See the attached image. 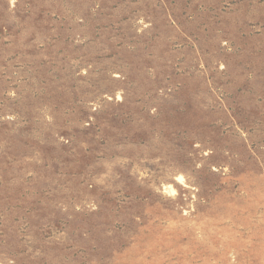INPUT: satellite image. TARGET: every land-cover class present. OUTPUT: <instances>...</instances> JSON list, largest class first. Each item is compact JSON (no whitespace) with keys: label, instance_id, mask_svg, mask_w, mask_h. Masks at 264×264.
<instances>
[{"label":"rangeland","instance_id":"1","mask_svg":"<svg viewBox=\"0 0 264 264\" xmlns=\"http://www.w3.org/2000/svg\"><path fill=\"white\" fill-rule=\"evenodd\" d=\"M0 264H264V0H0Z\"/></svg>","mask_w":264,"mask_h":264}]
</instances>
